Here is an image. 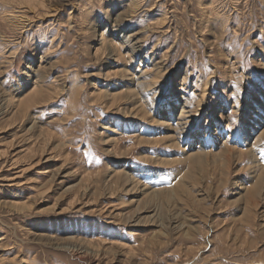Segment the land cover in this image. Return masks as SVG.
Returning <instances> with one entry per match:
<instances>
[{
  "label": "rangeland",
  "instance_id": "1",
  "mask_svg": "<svg viewBox=\"0 0 264 264\" xmlns=\"http://www.w3.org/2000/svg\"><path fill=\"white\" fill-rule=\"evenodd\" d=\"M263 131L264 0H0V264H264Z\"/></svg>",
  "mask_w": 264,
  "mask_h": 264
},
{
  "label": "bare ground",
  "instance_id": "2",
  "mask_svg": "<svg viewBox=\"0 0 264 264\" xmlns=\"http://www.w3.org/2000/svg\"><path fill=\"white\" fill-rule=\"evenodd\" d=\"M141 77L142 76H139L137 78L138 80H136V81L141 80ZM193 120H194V115L192 114V111L189 110V107H188V108H186V109L184 108L182 110L181 115L179 116V118H178V120H177L175 125H172L170 121L162 122L161 124L163 126L167 127L169 131L173 130V132L175 134V137H176L175 139L179 140V139H183L184 137L186 138L187 129L189 128V126H192L195 123ZM263 133H264V131H263ZM110 142H113V141L110 140ZM201 146H205V143H203ZM201 146L197 147L198 148L197 149L198 152L201 151ZM188 148L191 149V146H189Z\"/></svg>",
  "mask_w": 264,
  "mask_h": 264
}]
</instances>
